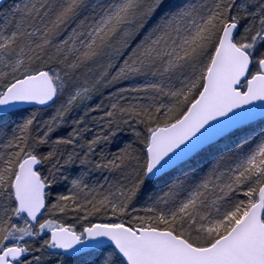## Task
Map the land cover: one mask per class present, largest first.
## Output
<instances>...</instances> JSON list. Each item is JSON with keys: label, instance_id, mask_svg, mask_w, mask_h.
I'll list each match as a JSON object with an SVG mask.
<instances>
[{"label": "snow or ice", "instance_id": "snow-or-ice-1", "mask_svg": "<svg viewBox=\"0 0 264 264\" xmlns=\"http://www.w3.org/2000/svg\"><path fill=\"white\" fill-rule=\"evenodd\" d=\"M0 116V264H264V0L8 4Z\"/></svg>", "mask_w": 264, "mask_h": 264}, {"label": "trees", "instance_id": "trees-1", "mask_svg": "<svg viewBox=\"0 0 264 264\" xmlns=\"http://www.w3.org/2000/svg\"><path fill=\"white\" fill-rule=\"evenodd\" d=\"M14 2L18 3V2H21V0H8V1H7V2L1 7V9H0V13L3 12V8H4L6 5H8V4H12V3H14ZM32 110H33V108H31V107H30V108L21 109L16 115H10V116H8L7 119H8V120H16V121H18L21 115H26L27 112L32 111ZM48 112H51V109H49ZM44 118H47V116L45 115ZM3 119H4V117H3V116H0V122H2ZM66 131H67V129L64 130L65 133H66ZM121 136H122L124 139H131V138H132L130 132H124V133L121 134ZM111 150L115 151L116 149H115V147H113ZM106 174H107V173H104V174H101V173H94V174H93V178H94V179H99V180L102 181V179H103V175H106ZM61 190H63V189H61Z\"/></svg>", "mask_w": 264, "mask_h": 264}, {"label": "water", "instance_id": "water-1", "mask_svg": "<svg viewBox=\"0 0 264 264\" xmlns=\"http://www.w3.org/2000/svg\"><path fill=\"white\" fill-rule=\"evenodd\" d=\"M8 0H0V8L2 7V5L5 3V2H7ZM24 108H29V106H27V105H22L21 106V109H24Z\"/></svg>", "mask_w": 264, "mask_h": 264}]
</instances>
